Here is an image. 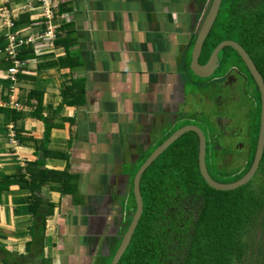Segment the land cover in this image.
I'll return each instance as SVG.
<instances>
[{
    "label": "crops",
    "instance_id": "obj_1",
    "mask_svg": "<svg viewBox=\"0 0 264 264\" xmlns=\"http://www.w3.org/2000/svg\"><path fill=\"white\" fill-rule=\"evenodd\" d=\"M56 1L52 23L57 37L48 40L39 36L45 16L36 0H0V37H4L0 58L9 57L7 47L13 36L16 55L9 57L11 66L15 60L24 62L14 85L24 115L13 123L0 114V178L37 162L35 170L78 176L80 193L72 198L43 188L40 196L54 203L56 211L47 219L43 250L38 241L30 250L33 220L24 206V195L16 186L1 191L0 264H45L46 259L50 264H64L75 252L79 264L96 263L93 258L98 249H93L101 236L108 235L114 214L106 188L116 187L126 159H134L130 165H136L159 142L165 130L156 133L152 127L156 135L150 144L152 131L147 126L168 121L185 103L179 80L185 82L186 90L190 78L186 64L192 59L198 27L211 3ZM24 46L32 49L22 60L19 51ZM7 70L0 68V102L8 101L13 84ZM31 94L42 96L41 109H37L36 98L27 102ZM191 103L188 98V108ZM10 124L17 143L8 138ZM110 125L118 133L111 132ZM51 126L49 141L43 144ZM18 155L24 158L14 163ZM88 200L90 209L86 210ZM52 225L59 233L53 232Z\"/></svg>",
    "mask_w": 264,
    "mask_h": 264
},
{
    "label": "trees",
    "instance_id": "obj_2",
    "mask_svg": "<svg viewBox=\"0 0 264 264\" xmlns=\"http://www.w3.org/2000/svg\"><path fill=\"white\" fill-rule=\"evenodd\" d=\"M3 40L4 37H0L1 43ZM225 40L240 41L249 51L253 48V55L258 60L264 56V0H222L215 24L204 43L200 58L202 63ZM1 49L2 47L0 55ZM31 49L24 46L19 51L21 59H25ZM230 51L237 55L233 48L225 47L220 53L222 65H225V58ZM12 64L11 58L1 56L0 68L8 69ZM190 64L191 58L186 64L187 71L191 74ZM259 66L264 74V62ZM20 74L21 70L17 74V81ZM251 81L255 85L253 78ZM35 98L37 109H41V95L31 94L27 102ZM257 99L259 110L253 131L255 144L260 128V93ZM0 114L8 116L13 123L20 121L24 115L4 108L0 109ZM33 117L42 119L39 114H34ZM52 128L47 127L43 144L48 143ZM19 141L21 142V138ZM162 143L163 141L158 146ZM199 144L196 132L185 133L145 172L141 185L145 204L143 218L119 264H264V234L260 238L262 247L258 252L254 251V235L258 227L264 229V186L255 189L251 181L232 191L211 188L200 171ZM255 144L248 163L237 170L226 167L213 169L209 166L208 151L206 163L211 176L221 183H232L241 179L253 164ZM150 155L149 153L144 158L143 163ZM36 163L28 164L25 171L19 169L16 174L5 176L0 182V192H9L11 187L16 186L20 193L28 194L24 198L25 207L33 220V236L28 243V249L31 250L34 242L38 241L40 249L43 250L47 219L56 211L54 203L40 196L43 188L48 187L50 193L78 198L79 181L78 176L66 171L35 170ZM140 165L131 171L130 199L126 198L125 205L127 217L120 225L117 236H114V243L110 244L111 254L103 259L106 264L108 259V264H111L137 213L133 179ZM259 172L264 174V155ZM254 257L257 260H252ZM50 263L46 259L45 264Z\"/></svg>",
    "mask_w": 264,
    "mask_h": 264
},
{
    "label": "rangeland",
    "instance_id": "obj_3",
    "mask_svg": "<svg viewBox=\"0 0 264 264\" xmlns=\"http://www.w3.org/2000/svg\"><path fill=\"white\" fill-rule=\"evenodd\" d=\"M192 51H193V49H192ZM233 57H234V52L230 51L227 53V56L225 58L226 63H225V65H223L221 67V70L219 71L221 75L223 73H226L230 68H231L230 72L232 70H234V67L232 65ZM235 65L239 69H241L243 71V73H245V74L248 73L247 69H244V67H243L244 63H243V65L240 63H237ZM187 72H189V71H187ZM221 75L220 76L214 75V77H212V79H214L216 77L222 78L221 80H218L216 82V85L218 87L225 85L226 80L228 79V77H226L227 75H224V74L222 76ZM193 78L198 80L202 84V86H204V89L207 88V90H208V85H209V87H210V85H212V83H209L210 82L209 78H208L207 83L205 82L207 79H200V78H198V77L196 78L194 76H193ZM236 78H237V82H235V83L231 82L229 84V86L223 88L224 90L222 89L221 93L223 95L220 96L218 94L219 95L218 96V103L216 104L215 108L212 111H208L209 112L208 116L213 118L211 123L209 122V120L211 119L210 117H207L205 120L206 124L204 123L205 113H202V111L208 110V107H207L208 104L206 105L204 102H202V103L196 102L197 106L195 108L199 112V115L195 116V120H196L195 122L197 124H199L200 127L204 130V132L207 134V138L209 140H213L212 144L213 145L218 144L221 148V150H219L220 148H216V149H218V153H216V152L215 153H212V152L209 153V166L211 165L213 167V169L214 168L221 169L225 165L227 167L230 165L231 162L235 161V163H237V165H231V169L237 170V169L243 168L245 166V164H247L249 161V153H248L249 146H248L247 142L249 141V138H250L249 137V131H250L251 125H252L255 117L252 119L251 122H249L248 116L251 114L250 107H253V105H254V101H252L254 88L250 83H249V85H245L240 76H237ZM207 90L205 89L202 91H204L203 93H205ZM212 97H216V95H214V93H213ZM16 99L19 102V100H20L19 95H16ZM200 111H201V113H200ZM105 117H108V115H105ZM214 118H216V120H214ZM227 119H230V121H232L230 128L228 127V123L225 124V126L223 128L220 127V123H216L217 120H222L225 123L227 121ZM185 120H188V117H185L184 121L183 120L180 122L178 121L177 123H175V124L171 125L169 128H167L168 133L174 131L175 129L176 130L174 132H176L178 129L183 127L182 125L185 123ZM239 124L244 129L245 137H243V139L236 142V138H237L238 133L240 131V129H238ZM111 128H112V125H110L111 132L118 133L116 130H112ZM239 144L245 145V149H242V148L238 149ZM158 147H156L154 151H156V149ZM154 151L152 153H154ZM22 157H23V155L22 156L18 155V157H16L17 160H13L14 163H18L19 162L18 158H22ZM141 160H144V159H141ZM212 160H213V163H212ZM1 161H0V164H2V162H3V161L2 162ZM214 163H215V165H214ZM140 164L143 165V161H138V163L134 166H132V165L129 166L126 164L125 166L122 167V169H125V171L130 172L132 169H136ZM142 165H140V166L142 167ZM25 166L26 165H24V167ZM141 167H139V168H141ZM3 178H0V182ZM251 181H252V187L253 188L256 189V188L263 187L264 186V174H262V172H259V173L257 172ZM78 191H80L79 183H78ZM79 193L80 192H78V194ZM125 193H126V190L124 191V194ZM22 195H24L23 196L24 198L28 196V195H25L23 193H22ZM123 197H125V196H123ZM86 205H87V206H85L86 210H88V208L90 209V207H89L90 206V200H88V203ZM24 206H26V203ZM114 206H118V210L116 209L115 212L117 211L118 213H120L121 205L118 204V201ZM114 206L112 208L113 213H115L114 212ZM109 211H111V209H109ZM70 215L73 218L76 217L74 215L73 211H70ZM117 218H119V216L116 214V216L114 217V214H113V220H111L110 223L108 224V225H110L109 232L111 230H113L112 225L114 224V220ZM61 224L64 225L65 223L63 222ZM67 224H68V221H67L66 225ZM51 227H52L51 229L53 230V232L59 233L58 227L54 228L53 225ZM118 229H119V227H118ZM263 234H264V229H261L260 227H258L257 232L254 235L255 236L254 237V240H255L254 241V243H255L254 251L258 252L260 250V248L262 247V243H260V238ZM104 238H105V236H101L99 238V240H97L98 242L95 245V249H93L94 252L96 251V249H98V253L96 252L95 259L93 258V262L94 263L96 262L95 264H106L105 260H103V259H106L107 255H106V253H105V255H103V251H101L102 242H104ZM67 245H68V249H69V250L67 249L68 253L69 252L72 253V248L69 247L70 245L68 243H67ZM67 245H65V247ZM65 247H64V250L66 249ZM66 257H68V254ZM86 260H87V258H86ZM109 260L110 259L107 260V264L109 263ZM252 260H257V259H256V257H254V259H252ZM79 262H80V259L79 258L77 259L76 252H75L74 255L69 256L68 261L65 260L64 264H75V263L79 264ZM251 264H257V263L251 262Z\"/></svg>",
    "mask_w": 264,
    "mask_h": 264
},
{
    "label": "water",
    "instance_id": "obj_4",
    "mask_svg": "<svg viewBox=\"0 0 264 264\" xmlns=\"http://www.w3.org/2000/svg\"><path fill=\"white\" fill-rule=\"evenodd\" d=\"M222 0H211L210 6L207 10V12L204 14L200 25L198 27V33L196 37V41L193 47L192 51V59L190 68L191 71L200 78H209L212 76V74L215 72L216 68L219 66V53L225 48V47H231L235 51L238 52L242 60L244 61L245 65L249 69V72L251 73L254 81L256 82L260 94H261V119H260V130H259V136H258V144L256 149L255 158L253 161V164L250 168V170L239 180L232 182V183H221L219 181H216L210 174L207 164H206V136L201 128H199L196 125H187L180 129H178L176 132L171 134L166 141L159 146L154 153L147 159V161L142 165L141 168L137 171L134 180H133V194H135L136 201H137V213L134 216L133 222L131 226L129 227L128 232L126 233L124 240L121 246H119L117 252L115 253L111 264H119L121 259L123 258V255L128 250L129 246L132 243L134 234L137 230V228L140 225V222L143 218L144 210H145V204L143 200L142 195V178L145 174V172L152 166V164L163 154L166 152V149L172 145L175 141H177L181 136H183L187 132H196L199 136V166L201 174L206 181V183L213 189L218 191H232L236 190L246 184H248L253 177L256 175V173L259 170L261 160L263 158L264 154V78L258 68L256 67L254 61L252 60L251 56L247 51L236 41L232 40H225L221 42L213 51L210 59L208 62L204 65L200 64V57L202 54V50L204 47V43L210 34L215 21L217 19V16L219 14L220 8H221ZM179 84L181 87V90L183 93L185 92V82L179 80ZM110 255V248L109 246L105 247L103 249V255Z\"/></svg>",
    "mask_w": 264,
    "mask_h": 264
},
{
    "label": "flooded vegetation",
    "instance_id": "obj_5",
    "mask_svg": "<svg viewBox=\"0 0 264 264\" xmlns=\"http://www.w3.org/2000/svg\"><path fill=\"white\" fill-rule=\"evenodd\" d=\"M247 41H249V39H247ZM236 42L238 44H240L247 51V53H249V55L251 56L252 60L254 61L255 65H256V67L258 68V70L260 71V73L262 74V76L264 78V74H263V72H262V70H261V68L259 66L261 62H264V56H262L258 60L253 55V52H252L253 48L249 51L248 48L245 47L242 42H240V41H236ZM235 52H236L237 55L234 54L233 61H232V65L234 67V70H232L230 72V70H231V68H230L226 73H223L224 75H227L226 77H228V79L226 80V84L223 85V86L218 87L216 85V82L218 80L222 79L221 77H216V78L212 79V77H214V75H218V76L221 75L220 72H219L221 70V67L223 66L222 63H221V58H220V53L221 52L219 53V62H220L219 66L216 68V70L212 74V76L209 77V79H210L209 83H212V85H210V87L208 85V90H207V88H205L207 90L205 93H203L204 91H202V90H205L204 86H202V84L198 80L193 78V76L196 77V78L198 76H196L193 72L191 74H189L190 78H187V79H189V82H188V85H187L188 87H186L185 94H184L185 103L182 105V108L180 110H178L176 113L171 114L170 118L168 119V121H166V122L165 121H159V122L157 121L156 122V124H157L156 127H155V123L152 126H150V125L147 126V128L149 127V130L152 131L151 139H150V137H147L148 140L150 139V141H151V142L149 141L150 144H152V142L155 141L154 135H156V133L162 132V131L165 130L162 133V137L159 139V142L158 143L154 142L153 146L156 145L155 146V148H156L159 145L160 142L163 141V143H164L166 141V139L172 133H174V131H172V132H169L170 133L169 134L168 131H167V128H169L171 126V124H174L173 122H175L176 120H177V122L178 121L180 122L182 120L184 121L185 117H188V120H185V123L182 125L183 127L187 126V125H196L199 128H201L200 125L195 122L196 121L195 120V116L199 115V112L195 108L197 106L196 102H198V103L204 102L206 105L208 104V106H207L208 110L207 111H202V113H205V115H204V123L206 124V121H205L206 118L210 117V116H208V114H209L208 111H212L215 108L216 104L218 103V96L219 95L220 96L223 95L221 93L222 89L224 87L229 86V84L231 82L232 83L237 82V78L236 77L240 76L242 78V81H243V83L245 85H249V83H250L253 86V88H254V90H253V100H252V101H254V105H253V107H250L251 114L248 116L249 122H251L252 119L255 117V119H254V121H253V123L251 125L250 131H249V137L250 138H249V141L247 142V144L249 146L248 153H249V157H250V153L253 150V147H254V144H255L253 131H255L254 124L257 123V113H258V110H259V105H258V99L257 98L259 96L260 91H259V88H258L256 82H255V85H254L253 82L251 81V78H253V77H252L251 73L249 72V69L245 65L244 61L242 60V58L240 57L238 52L237 51H235ZM208 60L205 63H202V61L200 60L201 61L200 64L204 65V64H206L208 62ZM237 63H240L242 65L244 63L243 67H244V69H247L248 73H246V74L243 73V71L241 69H239L235 65ZM198 78H200V77H198ZM200 79H207L205 82L206 83L208 82V78H200ZM257 91H259V93H257ZM213 93H214V95H216V97H212ZM260 97H261V94H260ZM188 98H191L194 101V103H191V106L189 108H188V104H187V99ZM260 112H261V108H260ZM200 113H201V111H200ZM212 119L213 118H211L209 120L210 123H211ZM260 119H261V113H260ZM214 120H216V118H214ZM186 123H188V124H186ZM216 123H220V127L221 128H223L225 126V124L228 123V127L230 128V126L232 124V121H230V119H227V121L224 123L222 120H217ZM152 127H154V130H155L156 133L153 132V128ZM238 129H240V131H239L238 136L236 138V142L241 140V139H243V137H245L244 129L240 126V124L238 125ZM259 130H260V128H259ZM202 131L204 132L203 129H202ZM204 134L206 136V141H207L206 152L208 153V151H209V153H210V151L212 150L213 153H215V152L218 153V149H216V148H220V146L218 144H214L213 145L212 144L213 140H209L207 138V134L205 132H204ZM258 136H259V134H258ZM257 144H258V137H257L256 144H255L256 145V149H257ZM155 148L153 150H155ZM209 148L211 150H209ZM239 148L245 149V145L239 144L238 145V149ZM219 150H221V148ZM151 152H150V154H151ZM255 154H256V152H255ZM141 159H144V158H141ZM141 159L139 161H143ZM126 160L127 161H126L125 164H127L129 166H130V163L134 162V159H131V158L130 159H126ZM231 165H237V163H235V161H234V162H231L229 166L226 167V165H225L224 167H226V169H231ZM131 171H133V170H131ZM131 171L127 172V171H125V169H122V168L119 169L118 172H120V174H119V177H118V184H116V187L112 188V186H110V187L106 188L107 189L106 194L109 195L110 199L108 200V202H109V204H111V208H113V206L118 201V204L121 205V210H120V213H118L117 211L115 212L116 209L118 210V206H114V212L119 216V218L114 220V224L112 225L113 230H111L110 232L108 231V235H105L104 242H103V245H102L103 247L104 246L105 247L109 246V248H110V244L114 243V236H117V234L120 231V228H121L120 225L126 220L127 210L125 208V205L127 204V199L126 198L129 197V199H130V185L129 184H130V179H131ZM125 190H126V193L124 194ZM123 196H125V197H123ZM116 214L114 215V217L116 216ZM118 227H119V229H118Z\"/></svg>",
    "mask_w": 264,
    "mask_h": 264
},
{
    "label": "built area",
    "instance_id": "obj_6",
    "mask_svg": "<svg viewBox=\"0 0 264 264\" xmlns=\"http://www.w3.org/2000/svg\"><path fill=\"white\" fill-rule=\"evenodd\" d=\"M8 1V0H4ZM37 4L40 6V8L43 11V14L45 16V20L43 24L45 27L42 29L41 34L39 36L44 37L45 39L52 40L56 38V32L57 28L52 23L54 17H55V10L58 7V2L56 0H36ZM9 26L13 25V21H9ZM15 38L11 36L10 38V44L7 47L8 56L11 58H15L16 50H15ZM24 62H21L19 60H15V63L13 66L8 68L7 70V77L10 79V81L13 83L10 95L8 96L7 102H0V109L4 108L7 110H14L16 112H22L24 108L18 103L16 99V89L14 88V85L17 83V74L21 70L22 65ZM8 133V138H10L12 143H17V135L13 124H10Z\"/></svg>",
    "mask_w": 264,
    "mask_h": 264
},
{
    "label": "clouds",
    "instance_id": "obj_7",
    "mask_svg": "<svg viewBox=\"0 0 264 264\" xmlns=\"http://www.w3.org/2000/svg\"><path fill=\"white\" fill-rule=\"evenodd\" d=\"M146 161H147V160H146ZM144 163H145V162H144ZM144 163H143V164H144ZM133 180H134V179H133ZM134 195H135V194H134ZM135 199H136V197H135ZM143 200H144V199H143ZM136 203H137V201H136Z\"/></svg>",
    "mask_w": 264,
    "mask_h": 264
}]
</instances>
